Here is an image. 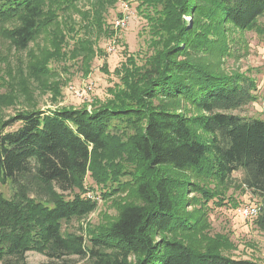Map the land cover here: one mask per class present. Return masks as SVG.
I'll list each match as a JSON object with an SVG mask.
<instances>
[{
	"label": "trees",
	"instance_id": "trees-1",
	"mask_svg": "<svg viewBox=\"0 0 264 264\" xmlns=\"http://www.w3.org/2000/svg\"><path fill=\"white\" fill-rule=\"evenodd\" d=\"M77 1L0 0V23H16L2 32L25 49ZM92 1L91 26L112 36L102 11L115 0ZM136 9L150 51L138 63L125 47L109 99L91 110L34 109L0 122V183L10 189L0 194V264H27L29 250L49 261L75 254L89 264H260L224 255L219 239L200 247L187 238L201 214L185 209L190 183L175 172L223 185L241 171V186L259 200L254 223L264 232V120L231 112L256 99V84L190 57L204 48L226 51L229 30L261 32L264 0H137ZM80 42L92 51L89 40ZM181 100L195 113L178 111ZM86 176L101 194L129 188L136 200L84 238L62 223L95 210L84 196L93 190ZM192 186L203 201L224 204L219 191Z\"/></svg>",
	"mask_w": 264,
	"mask_h": 264
},
{
	"label": "rangeland",
	"instance_id": "rangeland-1",
	"mask_svg": "<svg viewBox=\"0 0 264 264\" xmlns=\"http://www.w3.org/2000/svg\"><path fill=\"white\" fill-rule=\"evenodd\" d=\"M92 2L79 0L66 12L58 13L56 22L42 29L25 49L16 48L2 32L16 25L15 21L0 23V122L19 111L34 109L70 107L91 110L94 105L109 99V89L119 83L115 69L124 60L125 47L136 56L138 63H141L144 54L149 53L150 35L145 19L136 9L137 0H115L113 4L106 5L102 17L104 27L113 31L112 36L91 26ZM85 11L84 16L88 20L82 19ZM122 17L126 24L123 29H118L114 21ZM185 19L189 20V17ZM71 25L74 30L69 32L67 26ZM258 26L262 27L261 32L227 31V49L224 52L217 48H204L190 57L214 72L243 74L253 79L256 99L231 112L264 120V15L258 19ZM81 40H89L92 51L85 50ZM85 85H90L91 89L83 97L74 94V88ZM178 111L186 115L195 113L183 100L178 104ZM17 126L18 123H14L5 130H14ZM175 174L190 183L185 194L190 201L185 209L201 214L196 233L187 238L200 247L206 246L209 240L219 239L223 242L220 252L224 255L264 264V232L255 225V217H244L238 211L241 205L259 204L257 197L241 186V171L233 172L223 185L211 179L197 178L189 172ZM85 184L93 189L84 196L96 201L95 210L85 217L62 223L64 232L84 238L89 227L113 221L123 203L136 200L129 188L104 195L89 176H86ZM192 184L219 191L226 198L224 204L217 205L213 202L215 198L203 201ZM0 194H10L7 185L0 183ZM26 263L89 264L87 258L75 254L49 261L43 253L35 250L27 252Z\"/></svg>",
	"mask_w": 264,
	"mask_h": 264
},
{
	"label": "built area",
	"instance_id": "built-area-1",
	"mask_svg": "<svg viewBox=\"0 0 264 264\" xmlns=\"http://www.w3.org/2000/svg\"><path fill=\"white\" fill-rule=\"evenodd\" d=\"M125 24H126V22H125L124 17L119 18V19L114 21V26L118 29H123ZM76 88L73 89L74 94L78 95V97H83L87 93V91L91 89V86L85 85L82 88H80V87H76ZM238 211H240V213L244 217H253L254 218L257 216V214L259 212V207L255 204H244L238 208Z\"/></svg>",
	"mask_w": 264,
	"mask_h": 264
}]
</instances>
